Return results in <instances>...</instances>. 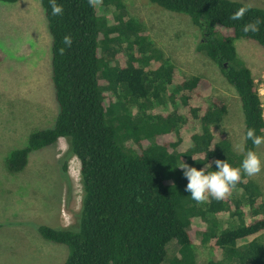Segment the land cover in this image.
Segmentation results:
<instances>
[{
  "label": "trees",
  "instance_id": "trees-1",
  "mask_svg": "<svg viewBox=\"0 0 264 264\" xmlns=\"http://www.w3.org/2000/svg\"><path fill=\"white\" fill-rule=\"evenodd\" d=\"M147 1L187 16L199 30L196 51L219 68L237 96L241 146L253 151L264 147L244 138L248 128L264 136V121L257 84L249 68L237 61L234 48L237 38L264 48V8L233 0ZM39 2L51 37L57 113L52 127L32 131L26 146L9 153L6 169L20 172L29 153L60 138L68 146L62 169L66 171L69 156L78 160L82 197L73 222L67 227L34 224L44 240L66 246L62 264H196L194 243L208 246L206 264H264L259 240L264 199L253 181L242 173L220 200L196 202L185 191L180 162L197 170L208 163L215 170V160L236 167L244 155L232 150L222 128L227 106L208 94L210 82L166 64L142 24L112 13L102 19V10H114L119 0H100L98 9L94 0H57L63 13L56 16L49 0ZM241 6L248 11L231 20ZM257 19L259 31H242L243 24ZM65 35L72 38L70 47L63 44ZM120 38L132 51H120L117 65L104 62L100 46L105 49L108 41ZM119 91L142 108L139 119L118 115ZM147 101L155 106L146 108ZM172 241L178 249L167 259Z\"/></svg>",
  "mask_w": 264,
  "mask_h": 264
},
{
  "label": "rangeland",
  "instance_id": "rangeland-1",
  "mask_svg": "<svg viewBox=\"0 0 264 264\" xmlns=\"http://www.w3.org/2000/svg\"><path fill=\"white\" fill-rule=\"evenodd\" d=\"M233 1L264 8V0ZM99 2L94 0L97 9ZM112 9L102 10V19L106 15L110 18L112 13V17H127L142 24L152 48L162 55L166 64L177 67L185 75L201 76L210 82L208 94L227 106L222 128L233 152L240 153L237 145H242L243 125L237 96L219 68L196 51L199 30L188 17L147 0H119ZM132 39L129 37L128 42ZM50 44L39 0L0 2V264H62L66 246L44 240L34 224L67 227L81 204L76 157L69 156L65 160L66 171L62 169L68 148L64 138L29 153L20 172L10 173L6 169L9 153L26 146L32 131L54 124L57 103L50 80ZM234 48L237 61L249 68L258 89L263 90L264 48L246 38H237ZM120 51L126 54L132 51L124 38L108 41L105 49L100 46V54L108 64L117 65ZM119 92L118 115L139 119L142 108L129 103L128 97ZM150 106H155V102L147 101L145 107ZM254 152L261 160V170L253 176L245 175L258 186L264 199V147L259 146ZM259 240L264 244V234ZM177 249V243L172 241L167 246V259ZM193 251L196 264H206L211 257L206 244L194 243Z\"/></svg>",
  "mask_w": 264,
  "mask_h": 264
},
{
  "label": "clouds",
  "instance_id": "clouds-1",
  "mask_svg": "<svg viewBox=\"0 0 264 264\" xmlns=\"http://www.w3.org/2000/svg\"><path fill=\"white\" fill-rule=\"evenodd\" d=\"M51 15H61L63 7L57 3V0H49ZM248 11L247 7L241 6L237 8L230 16L231 20H240ZM260 20L249 21L243 24L242 31L244 33H256L259 31ZM63 44L70 47L72 38L70 35L63 37ZM245 140H250L253 145L264 143V136L255 134V129L248 128L245 132ZM237 148L244 152L243 158L239 166L233 167L225 160H215V170H212L208 163H205L202 168L197 170L195 167H190L187 164L180 162L179 168L183 169V176L187 180L185 191L189 193L190 198L196 202H202L209 197L215 200H220L225 197L231 188L236 186V183L241 178V174L253 176L261 170V160L258 155L251 149L245 150L242 146L237 145ZM211 169V170H208Z\"/></svg>",
  "mask_w": 264,
  "mask_h": 264
},
{
  "label": "built area",
  "instance_id": "built-area-1",
  "mask_svg": "<svg viewBox=\"0 0 264 264\" xmlns=\"http://www.w3.org/2000/svg\"><path fill=\"white\" fill-rule=\"evenodd\" d=\"M258 95L260 97V106H261V109H262V118H263V121H264V87H263V90H259L258 89Z\"/></svg>",
  "mask_w": 264,
  "mask_h": 264
}]
</instances>
